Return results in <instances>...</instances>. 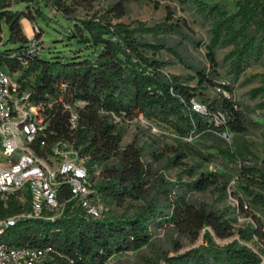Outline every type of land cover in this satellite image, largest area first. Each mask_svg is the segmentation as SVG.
I'll list each match as a JSON object with an SVG mask.
<instances>
[{
	"label": "trees",
	"instance_id": "16d2710c",
	"mask_svg": "<svg viewBox=\"0 0 264 264\" xmlns=\"http://www.w3.org/2000/svg\"><path fill=\"white\" fill-rule=\"evenodd\" d=\"M25 1L33 3L27 7L30 13L34 9L43 19L47 18L44 9L48 6L74 21L71 37L77 39L79 48L68 62L40 56L44 46L39 22L33 24L34 37H28L22 19L33 16L26 8L16 9ZM125 1L118 0L112 10L116 8L119 15L124 14ZM180 1L192 5L209 24L205 64H189L184 41L176 38L191 39L196 48L202 43L191 36L192 28L185 20L175 18L171 10L162 21L152 24L125 23L95 14L73 18L63 0H0V46L3 22L9 30L7 43L15 44L14 48L0 52V66L17 76L22 90L30 92L40 118L52 131L49 142L70 143L85 159L90 174L88 200L103 207L100 217L92 215L72 197L70 186L63 184L57 195L65 206L60 217L53 221L21 218L0 235L1 240L16 246L47 247L52 264H104L114 254L146 245L151 226L167 222L193 240L201 237L202 243L164 256L162 264L261 263L264 157L253 150V142L246 137L251 126L261 124L246 115L233 97V88L219 80L217 50L229 49L223 61L233 80H238L252 62L262 60L264 0H235L232 11L220 2ZM35 46L40 49L34 51ZM161 52L173 55L191 67L194 74L185 77L165 71L170 61L158 58ZM258 75L245 78V82ZM260 75V84L249 93L252 98H261L257 106L264 109V73ZM193 80L197 81L195 86L190 84ZM209 88H220L218 95L209 96ZM196 97L206 103L208 114L193 109ZM78 101L83 106L79 108L77 127L71 128L67 106ZM218 111L225 113L224 122L214 120L213 114ZM112 113L128 120L143 115L161 131L167 129L175 135L177 145L169 148L172 154L168 161L186 165L184 171L191 176L180 187L195 191L215 187L221 198L232 197L237 203L220 208L190 202L179 193L173 197L177 183L167 182L161 175L152 194L147 188L152 169L143 160L144 146L136 140L121 146V129L113 121ZM188 158L198 164H186L184 160ZM220 160L226 161L221 163V171L199 170L203 163ZM98 166H102L103 179L94 183ZM19 196L20 192L7 200L0 198V218L29 208V193L25 194V202ZM127 199H141L144 203L132 214H105L110 203ZM240 214L248 222L236 228L234 222ZM228 238L233 239L216 241Z\"/></svg>",
	"mask_w": 264,
	"mask_h": 264
},
{
	"label": "rangeland",
	"instance_id": "374dc122",
	"mask_svg": "<svg viewBox=\"0 0 264 264\" xmlns=\"http://www.w3.org/2000/svg\"><path fill=\"white\" fill-rule=\"evenodd\" d=\"M63 1L69 6L73 18H81L83 16H91L95 14L97 16L109 18L112 22L122 21L125 23H131L134 21H143L152 24L162 21L166 17L168 10H171L175 18H182L185 20L186 24L192 28V30H190L191 36L195 35V38L202 43L200 47L196 48L191 42V39L176 38L184 41V55L188 57L189 64L201 65L206 63L205 54L207 50L205 44L209 42V24L189 3H182L180 0H127L123 3L124 14L119 15L118 9L115 8L112 10V8L116 6L118 0ZM204 1L209 3L220 2L226 4L231 11L235 8V0ZM32 5V2L25 1L18 4L16 9L26 8V11L30 13L27 7ZM44 11L47 14L46 19L40 17L34 9L32 10L30 14H32L33 18L29 19L30 23L23 25L24 33L28 37H33L36 33L33 29V24L39 22L43 31L41 41L44 46L39 52L40 56L44 59L68 62L70 58L75 56L76 50L79 48L77 39L71 37L74 21L61 13H55V10L52 8L50 10L48 6ZM2 37L3 44L0 46V52L15 47V44L7 43L9 30L6 22H3ZM228 50V48L217 50V58L220 63V66L217 67L219 80L229 84L233 88V97L239 102L240 107L246 115L255 122L261 124L260 126H251L250 135H247L246 137L253 142V150L260 157H264V109H260L257 106V103L261 98H252L249 93L253 87L260 84V74L264 73V57L258 62H252V64L245 69L243 74H241L238 80H233L232 75L228 72L227 64L223 61L224 54ZM84 52L86 53V51ZM157 57L170 61V64L165 67V71L169 73L180 74L185 77L194 74V70L191 67H188L168 52H161ZM254 74L259 75L253 78L251 82L246 83L245 78ZM190 84L195 86L197 81H190ZM206 92L211 97L218 95V90L214 88H209ZM195 100L206 104L200 97H196ZM119 127L122 134L121 146L124 147L134 140L137 141L138 145L144 146L143 160L148 164L149 168L152 169L151 182L147 185L148 191H151L152 194L156 191V188L159 185L157 178L161 175L167 182L177 183V186L174 187V193L172 194L173 197L179 193L185 195L186 199L190 202L206 203L219 206L220 208L227 204L235 205L237 203L232 197L221 198L218 189L215 187H211L205 191H195L187 190L185 187L179 186L182 182H189L191 176L184 171L186 165H176L168 161V158L172 154L169 148L172 145H177V138L167 129L165 130L166 132H163L160 129L153 131L148 126L137 121L124 122L119 124ZM184 162L193 166L198 164L192 158L185 159ZM221 163L226 164V161L220 160L219 162L203 163L199 170L221 171L224 169V165ZM102 179V166H98L94 183L101 181ZM233 184L234 180L231 181V185ZM143 203L144 202L141 199H127L126 201L113 202L107 207L105 214H132ZM236 218L237 219L234 222L236 228L242 227L248 222V220L241 214ZM231 239L233 238L225 240L216 239V241L218 243H223ZM201 243V237L193 240L190 236L180 232L173 224L165 222L159 226H151V237L146 245L136 250H128L114 254L104 264H162L164 256L176 255L192 247L199 246ZM262 262L264 263V258Z\"/></svg>",
	"mask_w": 264,
	"mask_h": 264
},
{
	"label": "built area",
	"instance_id": "2783aa9c",
	"mask_svg": "<svg viewBox=\"0 0 264 264\" xmlns=\"http://www.w3.org/2000/svg\"><path fill=\"white\" fill-rule=\"evenodd\" d=\"M33 29L36 30L34 25ZM39 49V46L34 47V51ZM223 93L229 96L226 91ZM82 106V101L67 106L71 112V128L77 127ZM193 109L208 114L207 105L199 101L193 100ZM111 117L118 125L137 121L153 131L159 129L143 115L133 120L115 113ZM225 117L221 111L213 114L217 123L224 122ZM51 133L48 124L39 116L38 106L31 102L30 92L22 90L17 76L0 66V198L7 200L20 192L19 199L25 202V194L30 196L26 211L0 218V235L21 218L53 221L60 217L65 206L58 201L57 195L63 184L70 186L72 197L89 213L101 216L103 207L88 200L90 174L85 159L70 143L62 140L50 143ZM262 261L260 264H264ZM0 264H52V256L47 247L16 246L0 239Z\"/></svg>",
	"mask_w": 264,
	"mask_h": 264
},
{
	"label": "crops",
	"instance_id": "0c3cea01",
	"mask_svg": "<svg viewBox=\"0 0 264 264\" xmlns=\"http://www.w3.org/2000/svg\"><path fill=\"white\" fill-rule=\"evenodd\" d=\"M27 23H30V20L27 18L22 19V24L26 25Z\"/></svg>",
	"mask_w": 264,
	"mask_h": 264
}]
</instances>
